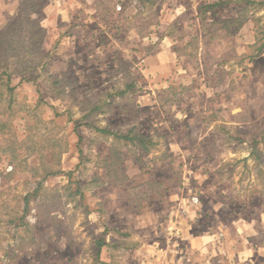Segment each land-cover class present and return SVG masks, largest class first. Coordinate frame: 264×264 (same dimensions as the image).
Instances as JSON below:
<instances>
[{
  "label": "rangeland",
  "instance_id": "374dc122",
  "mask_svg": "<svg viewBox=\"0 0 264 264\" xmlns=\"http://www.w3.org/2000/svg\"><path fill=\"white\" fill-rule=\"evenodd\" d=\"M219 1L0 0V264H99L103 239L157 264L180 227L223 229L227 261L239 226L264 264V0Z\"/></svg>",
  "mask_w": 264,
  "mask_h": 264
},
{
  "label": "crops",
  "instance_id": "0c3cea01",
  "mask_svg": "<svg viewBox=\"0 0 264 264\" xmlns=\"http://www.w3.org/2000/svg\"><path fill=\"white\" fill-rule=\"evenodd\" d=\"M233 0H228L227 2H215L209 5H213L216 3H225L222 6L230 5ZM221 7V6H219ZM218 8V7H216ZM234 20V19H229ZM224 22H228V20H224ZM241 24L239 30L243 32L245 26ZM167 64V63H162ZM125 94L126 92L123 91ZM124 94V96H125ZM251 224V223H250ZM242 226V225H241ZM217 232H206V233H195L190 231V229H185L184 227L176 228V233L171 232L172 236H177L179 240L183 241V248H179L178 250H161L159 255L160 263L157 264H249L253 262V254L254 250L252 247L248 246L247 236L245 234V227H238V234L239 237L237 239V243L228 245V260L226 261L222 254L225 249V242H221L220 236H226V232L223 229L217 227ZM174 229V228H172ZM120 237L125 236L124 234L121 235L118 232ZM245 234V235H244ZM246 236V237H245ZM106 246L103 248L101 253V260L108 263L114 264L111 260L113 255L111 256V249H120L126 251V243L122 239L118 241H108L103 239ZM176 246V245H173ZM99 251V250H98ZM110 254V260L105 261L103 255L105 253Z\"/></svg>",
  "mask_w": 264,
  "mask_h": 264
},
{
  "label": "trees",
  "instance_id": "16d2710c",
  "mask_svg": "<svg viewBox=\"0 0 264 264\" xmlns=\"http://www.w3.org/2000/svg\"><path fill=\"white\" fill-rule=\"evenodd\" d=\"M223 4H225V3H216L213 5H206L204 7V11H207L209 9H214L216 7L222 6ZM250 4H252V3H250ZM258 52L259 53L264 52V45L258 47ZM2 81H3V79H2V77H0V82H2ZM9 83H10V79L7 80V86H9ZM55 85H58V81H55L54 86ZM10 90H12V89L10 88ZM118 94L121 96H124L125 93L120 92ZM98 109H99V106H95L94 108L90 109L89 114L96 113L98 111ZM93 128L97 133L101 134L105 138H113L114 141L117 143L123 142L125 146L132 145V146H135V147L142 149L145 152H151V150L153 148H155V146H156V144L151 140L150 137H148L144 134L137 133L134 130L129 131L127 134H122V133L111 131L107 128H100V127H93ZM261 142H264V137H263ZM255 143L258 144L259 141H256ZM257 159L259 161L261 160L260 157H258ZM24 204H25L24 214L19 219V221L22 224L24 222L26 214L28 213V206L30 204V196L29 195H27L24 198ZM105 246H106V244H105L104 240H100L98 242V250L99 251L97 253V260H98L99 264H108V263L101 260V253H102V250Z\"/></svg>",
  "mask_w": 264,
  "mask_h": 264
},
{
  "label": "built area",
  "instance_id": "2783aa9c",
  "mask_svg": "<svg viewBox=\"0 0 264 264\" xmlns=\"http://www.w3.org/2000/svg\"><path fill=\"white\" fill-rule=\"evenodd\" d=\"M194 201H195V202H197V201H198V199H194Z\"/></svg>",
  "mask_w": 264,
  "mask_h": 264
}]
</instances>
